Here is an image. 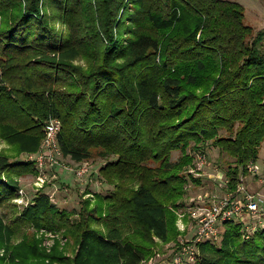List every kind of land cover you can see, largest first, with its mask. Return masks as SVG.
Here are the masks:
<instances>
[{
  "label": "trees",
  "instance_id": "obj_1",
  "mask_svg": "<svg viewBox=\"0 0 264 264\" xmlns=\"http://www.w3.org/2000/svg\"><path fill=\"white\" fill-rule=\"evenodd\" d=\"M52 117L63 156L104 157L112 188L79 211L43 190L21 208L33 229L72 238V256L58 240L49 251L26 234L13 243L0 213V264H140L155 239L174 238L175 209L204 182L181 171L195 151L212 143L232 158L221 166L231 188L257 161L264 28L254 34L232 0H0V135L13 156L35 152ZM10 157L0 152V206L32 166ZM223 229L194 264H264V227L248 239L235 222Z\"/></svg>",
  "mask_w": 264,
  "mask_h": 264
},
{
  "label": "rangeland",
  "instance_id": "obj_2",
  "mask_svg": "<svg viewBox=\"0 0 264 264\" xmlns=\"http://www.w3.org/2000/svg\"><path fill=\"white\" fill-rule=\"evenodd\" d=\"M240 3L244 8V22L253 27L254 34H256L260 29L264 28V0H232ZM208 151V164L204 168L205 171L214 170L216 166L219 168L227 166L232 161L226 153H220L219 149L215 147L212 143L207 145ZM0 152L7 153L11 155L10 159H16L19 161H26L27 154L21 153L18 156H13L14 150L13 145L8 144L7 141L0 135ZM180 151L175 150L172 152V160H177L180 156ZM258 159H264V141L262 142L259 154L257 158V164L260 170L263 171V165L258 162ZM106 159L99 155H92L89 159L76 162L68 156H63L59 160V164L55 163L52 166H47L45 171H42L46 181L43 186L39 187L36 184V179L38 171H36L33 166L29 167L28 171H24L20 175L16 176L15 179L19 182L20 187L23 189L24 193L21 197L23 199L22 203L16 202L17 194L14 195L10 201L4 203L0 206V213L4 215L5 221L13 227L15 235L13 237V243L21 241L25 236H34L39 240V245L49 251L56 240H58L63 247V251L66 256H72L74 243L72 238L64 236L62 231H56V234L46 233L40 231V228L33 229L27 220H25L21 215L20 211L24 202L31 200L33 195L40 190L49 192L53 197L54 203H56L61 209L67 211H79L83 207V201L90 197V206L94 203V198L86 195L89 191H99L107 192L112 185L108 184L104 178L101 177L99 170L102 164H104ZM83 162H87L89 167V172L82 178H78L74 172L75 168L81 167ZM232 163V162H231ZM191 163L190 165H192ZM184 166L181 171L185 172L188 167ZM191 167V166H190ZM223 169V168H221ZM224 170V169H223ZM250 179V180H249ZM204 181V180H203ZM207 186L197 187L196 185L190 188L189 195H196L198 192L203 193L207 191L219 192L221 191L214 187L212 182L206 181ZM248 189H258L261 190L262 187L258 184L257 180L253 177H249L246 180ZM188 197H183L185 200ZM182 207V206H180ZM178 209H175L176 214V228L177 233L169 241H160L155 239L156 243L151 247V253L145 258L142 264H176L173 260L177 251L189 243L192 239L195 229V224L193 219L189 216L187 212L180 215ZM77 217V215L75 216ZM93 225L101 227V223H93ZM26 234V235H25ZM25 235V236H24ZM221 237L216 241H220ZM219 243V242H218ZM0 255H6L8 257V252L0 247ZM6 259V258H5ZM7 260V259H6ZM5 260V262H6ZM196 263V262H195ZM59 264V263H56ZM62 264V263H61ZM65 264V263H63Z\"/></svg>",
  "mask_w": 264,
  "mask_h": 264
},
{
  "label": "built area",
  "instance_id": "obj_3",
  "mask_svg": "<svg viewBox=\"0 0 264 264\" xmlns=\"http://www.w3.org/2000/svg\"><path fill=\"white\" fill-rule=\"evenodd\" d=\"M61 127L62 123L59 118L52 117L46 120L43 123V136L39 148L35 152L27 154L26 160L30 161L33 168L38 171L39 175L35 182L39 187L43 186L46 181V176L42 171H45L47 166L59 164V160L63 157L59 143ZM83 163L81 167L74 170L78 178H82L90 170L87 162ZM192 163L185 173L204 179V182L197 187L202 189L207 186L206 181H208L212 182L221 193L198 192L196 195L187 196L184 205L179 207L178 213L183 215L184 212H187L194 221L195 229L189 243L177 251L173 260L176 264H194L199 257V244L206 241L216 242L221 237L225 222L232 221L240 224L243 239L251 238L255 232L264 227V188L261 190L248 189L246 183L249 177H253L258 184L264 187V169L260 170L257 161L248 163L247 172H240L233 188L230 186L226 171L221 167L216 166L214 170L208 172L204 170L208 164L206 151L202 149L195 151ZM93 192L95 191H89L86 195L93 196ZM23 193L24 191L20 187L17 191L16 202H23L21 198ZM46 193L52 199L53 196L49 192ZM30 202L31 200L24 202L25 206ZM40 231L56 234L55 231L46 228H40Z\"/></svg>",
  "mask_w": 264,
  "mask_h": 264
},
{
  "label": "crops",
  "instance_id": "obj_4",
  "mask_svg": "<svg viewBox=\"0 0 264 264\" xmlns=\"http://www.w3.org/2000/svg\"><path fill=\"white\" fill-rule=\"evenodd\" d=\"M258 162L264 166V159L263 160L262 159H258Z\"/></svg>",
  "mask_w": 264,
  "mask_h": 264
}]
</instances>
